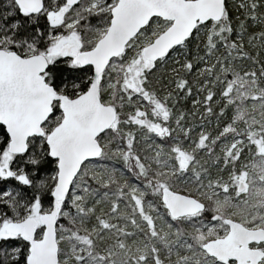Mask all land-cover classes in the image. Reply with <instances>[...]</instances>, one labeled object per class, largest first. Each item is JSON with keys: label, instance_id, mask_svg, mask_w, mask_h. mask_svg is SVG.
Listing matches in <instances>:
<instances>
[{"label": "snow or ice", "instance_id": "1", "mask_svg": "<svg viewBox=\"0 0 264 264\" xmlns=\"http://www.w3.org/2000/svg\"><path fill=\"white\" fill-rule=\"evenodd\" d=\"M0 264H264V0H0Z\"/></svg>", "mask_w": 264, "mask_h": 264}, {"label": "trees", "instance_id": "2", "mask_svg": "<svg viewBox=\"0 0 264 264\" xmlns=\"http://www.w3.org/2000/svg\"><path fill=\"white\" fill-rule=\"evenodd\" d=\"M190 80H194L195 77H189ZM180 109L185 111V112H192L194 111L193 106H192V98H189L185 101H181L180 104ZM202 111V109H201ZM199 117L197 116L195 119L193 118H189V122L192 123L193 125H196L198 123ZM215 128V121H213V124L207 129L208 131H213V129ZM195 135V133H194ZM64 222V221H62Z\"/></svg>", "mask_w": 264, "mask_h": 264}]
</instances>
